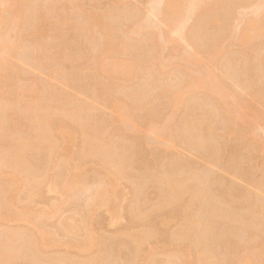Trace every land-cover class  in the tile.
Returning <instances> with one entry per match:
<instances>
[{
    "label": "rangeland",
    "instance_id": "1",
    "mask_svg": "<svg viewBox=\"0 0 264 264\" xmlns=\"http://www.w3.org/2000/svg\"><path fill=\"white\" fill-rule=\"evenodd\" d=\"M0 58V264H264V0H0Z\"/></svg>",
    "mask_w": 264,
    "mask_h": 264
},
{
    "label": "bare ground",
    "instance_id": "2",
    "mask_svg": "<svg viewBox=\"0 0 264 264\" xmlns=\"http://www.w3.org/2000/svg\"><path fill=\"white\" fill-rule=\"evenodd\" d=\"M248 1H250V0H248ZM184 6H185V5H184ZM185 9H186V8H185ZM38 17H39V16H37V18H38ZM40 18H41V17H40ZM214 18H215V17H214ZM42 19H44V18H43V15H42ZM95 20H96V19H95ZM95 20H94L93 22H97V23H94V24H95V25H96V24L99 25V24H98L99 21H97V20L95 21ZM212 20H213V19H212ZM208 22H209V21H208ZM208 22H207V24H208ZM215 22H216V21H214L213 23L215 24ZM217 22H218V20H217ZM100 23H101V22H100ZM41 24H43V23H41ZM94 24L92 23V25H94ZM210 24H211V23H210ZM100 25H101V24H100ZM42 26H43V25H42ZM42 26H40V25H39V26H36V27L34 28V30L37 32L38 30H40V28H42ZM92 27L94 28V26H92ZM92 27H91V28H92ZM95 27H96V26H95ZM35 31H33V32H35ZM0 59H1V58H0ZM1 61H2V60H1ZM263 81H264V80H263ZM176 88H177V87H176ZM171 92H172V91H171ZM65 96L67 97V95H65ZM66 97H65V98H66ZM35 101H36V100H35ZM35 101H34V102H35ZM36 102L38 103V100H37ZM66 102H67V101H66ZM75 102L77 103V101H75ZM78 102H79V101H78ZM49 103H50V102H49ZM53 103H54V102H53ZM64 103H65V101H64ZM79 103H80V102H79ZM79 103H78V104H79ZM81 104H82V103H80L79 105L82 107ZM34 105H35V104H33V107H32V105H31L29 108H31V107L34 108ZM39 105L41 106L42 104L39 103ZM50 105H51V104H50ZM50 105L47 103V105H46V106H47V109H48V106H49L50 109H52V108L50 107ZM53 105H54V107H57V106H56V105H57L56 103L53 104ZM53 105H51V106L53 107ZM75 105H76V104H75ZM35 106H36V105H35ZM37 106H38V105H37ZM37 106H36V109L38 110ZM46 106L42 105L43 109H45ZM58 106H60V105H58ZM77 106H78V105H76V107H77ZM80 106H79V107H80ZM38 107H39V106H38ZM42 107H41V108H42ZM32 108L29 109V110H32L33 114H35ZM41 108H40V109H41ZM80 109H81V108H80ZM29 110H28V111H29ZM37 110H35V111H36V114H35L36 116H37V115H40V113L42 112V111H40V110H39L40 112H38ZM41 110H42V109H41ZM48 110H49V109H48ZM86 110H87V109H86ZM81 111H83V110H81ZM79 112H80V111H79ZM37 113H38V114H37ZM1 114H2V113H0V115H1ZM2 115H3V114H2ZM1 117H2V116H0V119H2ZM38 119H40V117L38 118V116H37L36 121H37ZM0 121H1V120H0ZM36 121H35V122H36ZM38 122H39V124H40L41 126L38 124ZM42 123H44V121H43ZM42 123H40V120L37 121V124H38L39 127H41V128H42V126H43ZM37 124H36V125H37ZM39 127H38V128H39ZM43 128H44V126H43ZM39 130L41 131V129H39ZM45 130L48 131V129H43V130L41 131L42 134L40 135V136H41V137H40V140H37V141H39V146H40V147H39V146H36V145L38 144L37 141H35L36 143H34V141H32V146H33V147L36 146V148H37V147H39V148H44V147H46V149H49L50 152H51V150H52L51 153H53V151H54V142H53V139H52L50 136L48 137V135H47L48 132H46ZM40 131H39L38 135L40 134ZM37 132H38V131H37ZM85 133H87V131H85ZM36 137H37V135H36L34 138H36ZM38 138H39V137H38ZM41 138H42L43 140H42ZM22 140H23V139H21V144H20V145H21V147H23V148L25 149L24 146H25L26 144H25V143H22V142L25 141V140H23V141H22ZM34 140H35V139H34ZM25 142H26V141H25ZM18 143H19V142H18ZM28 143H29V142H28ZM23 144H25V145L22 146ZM34 144H35V146H34ZM42 145H43V146H42ZM28 146H29V144H28ZM41 146H42V147H41ZM26 147H27V146H26ZM36 148H35V149H36ZM19 149H20V148H19ZM21 149H22V148H21ZM24 149H22V150H24ZM9 151H10V150H9ZM20 151H21V150H20ZM20 151H19V152H20ZM24 151H25V150H24ZM11 153H12V152H11ZM15 153H16V152H15ZM26 175H27V174H26ZM32 175H33V174H32ZM24 177H25V173H24ZM30 177H33V176H31V174H29V178H30ZM34 177H35V176H34ZM24 179L27 180L26 178H24ZM33 179L36 180V177L33 178ZM34 180H33V181H34ZM36 181H37V180H36ZM29 182L33 183L31 178H30V181H29ZM29 184H30V183H29ZM72 190H74V187H72ZM34 240H35V239H34ZM141 240H142V238H141ZM36 242H37V240H36ZM35 244H36V243H35ZM200 257H201V259L204 260V258H205L204 253H203V254L201 253ZM209 258H210V257H209ZM206 261H207V260H206ZM211 261H212V260H211ZM211 261H210V262H211ZM202 262H203V261H202ZM213 263H214V262H213ZM213 263H212V264H213ZM202 264H204V263H202Z\"/></svg>",
    "mask_w": 264,
    "mask_h": 264
}]
</instances>
